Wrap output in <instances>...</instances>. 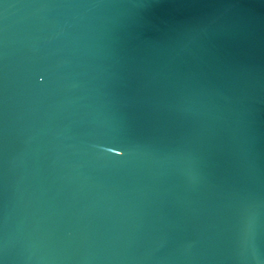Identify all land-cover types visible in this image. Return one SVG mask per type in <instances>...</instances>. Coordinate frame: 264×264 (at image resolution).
<instances>
[{
    "label": "water",
    "instance_id": "95a60500",
    "mask_svg": "<svg viewBox=\"0 0 264 264\" xmlns=\"http://www.w3.org/2000/svg\"><path fill=\"white\" fill-rule=\"evenodd\" d=\"M0 264H264V0H0Z\"/></svg>",
    "mask_w": 264,
    "mask_h": 264
}]
</instances>
